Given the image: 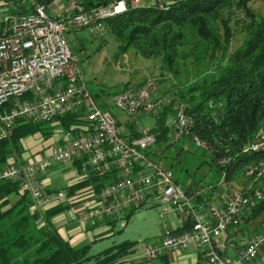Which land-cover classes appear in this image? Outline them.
<instances>
[{"label": "trees", "instance_id": "obj_1", "mask_svg": "<svg viewBox=\"0 0 264 264\" xmlns=\"http://www.w3.org/2000/svg\"><path fill=\"white\" fill-rule=\"evenodd\" d=\"M53 1L0 0V8L7 9L9 17L30 16L36 4L48 7ZM64 1H75L91 12L116 0ZM127 1L131 6L133 0ZM257 3L262 6L255 8ZM47 13L50 15L48 8ZM3 26L0 24V36ZM105 28L107 35L116 42L119 56L134 51L139 57L158 63L163 74L178 81L175 98L160 108L155 115L156 126L148 129L157 135L155 147L147 151L149 158L159 165L164 163L171 171L167 165L174 160L169 156L172 146L183 140L196 145L197 139L202 144L196 145L197 160L200 169L207 171L205 177L209 180L203 183V180L191 179L183 185L196 209L200 211L204 207V213L215 194L221 195L239 186L251 203L238 229L244 233L254 226L260 232L264 227V167L260 171L264 164V148L246 150L264 128V0H161L130 7L128 13L106 21ZM102 41L103 45L107 43L103 38ZM240 41L241 44L231 51L233 43ZM187 70L188 76L193 74L195 80L183 83ZM147 81L144 76L135 86L131 87L130 81L116 88L118 93L140 89ZM118 93L112 94L108 89L91 95L103 111L111 112L108 97ZM181 105L185 117L190 119V126L181 135L182 141L172 143L174 131L166 125L167 118L175 116ZM82 117L83 114L77 112L48 123H19L11 135L0 140V171L11 162L23 163L24 142L29 138L40 135L48 141L57 129L67 136L80 137L87 125ZM137 119L127 122L128 132L123 134L124 139L134 141L142 136L143 130L135 127ZM117 124L120 129L119 120ZM63 143L65 140L59 144ZM184 145L179 147V153L184 151ZM85 160L72 164L78 171L74 184L45 190L48 194L66 193L64 202L49 211H35L32 197L20 191L18 182L0 184V264H121L135 251L137 243L125 241L91 254L93 243L73 246L56 226L54 218L84 201H97L102 190L121 177L116 168L104 175L83 173ZM251 171L253 175L248 176ZM258 173H262L260 178ZM257 190L261 198L255 196ZM12 197L17 201L13 202ZM142 208L145 206L133 208L122 218L126 225ZM111 219V224L120 220ZM192 226V221L187 220L175 233L189 231ZM262 255L264 249L253 262Z\"/></svg>", "mask_w": 264, "mask_h": 264}, {"label": "built area", "instance_id": "obj_2", "mask_svg": "<svg viewBox=\"0 0 264 264\" xmlns=\"http://www.w3.org/2000/svg\"><path fill=\"white\" fill-rule=\"evenodd\" d=\"M156 1L161 2L133 0L130 6L127 0H116L91 12L70 1L57 16L59 20L47 13L45 5L36 4L30 16L4 19L0 36V140L11 135L19 123H48L77 112L83 114L87 125L84 135L50 146L46 158L25 165H7L0 171V184L18 182L20 191L29 194L35 208L44 212L49 205L66 199L64 191L48 194L40 181L54 167L86 159L83 173L104 175L116 168L120 179L104 188L98 200L90 202L82 212L83 227L107 218L122 219L133 208L169 205L179 216L192 221V229L181 234L164 231L160 239L145 246L147 260L195 248L204 250L205 264H250L264 249V227L235 256L224 253L229 232L243 224L242 216L251 199L240 203V189L225 190L220 205L212 204L208 214L198 211L185 189L176 183L173 172L147 155L155 147L157 135L143 130L140 138L128 141L123 138L115 116L98 106L66 39L67 34L80 30L103 38L107 33L102 32V26L94 27L98 14ZM112 101L132 118L158 114L162 102L154 79H148L140 89L115 94ZM180 110H184L183 105L171 122L177 140L190 126L188 117L180 118ZM195 143L202 146L197 139ZM255 148H264V128L246 151ZM263 167L264 164L259 170ZM255 196L261 198L262 194L257 190Z\"/></svg>", "mask_w": 264, "mask_h": 264}, {"label": "rangeland", "instance_id": "obj_3", "mask_svg": "<svg viewBox=\"0 0 264 264\" xmlns=\"http://www.w3.org/2000/svg\"><path fill=\"white\" fill-rule=\"evenodd\" d=\"M147 3H144L143 6ZM261 6V3L254 5L255 8ZM6 12L7 9L0 8V24H4V19L8 16L6 15ZM235 19L236 18H234L233 23L235 22ZM66 39L71 51L78 58L79 69L82 73L87 89L94 96L108 89L111 90L112 94L118 93L119 89L116 88L118 85L131 81L132 87L140 82L145 76L147 79H154L158 84L159 99L162 101L161 107H164L175 98V85L178 83L175 78L169 74H163L158 63L145 60L136 55L134 51L119 56L116 42L107 34L103 37V39L107 41L105 45H103L102 38L94 37L88 30L69 33L66 35ZM240 39L242 38L240 37ZM239 44H241V41L233 43L231 51H234ZM194 80V75L191 74L188 76L187 70L185 71L181 82L186 83L187 81ZM108 102L111 106V113L117 117L121 123L120 131L122 135L126 134L128 132L126 124L133 118L126 113L121 112L114 106L112 96L108 97ZM172 119L173 116L167 118L166 125L174 131L172 135V143H176L180 139H176V131L171 126ZM156 124L157 118L155 115H146L141 116L136 120L135 127L137 129L147 130L154 128ZM41 143H44L43 138H41L40 135H37L33 138L27 139L24 142V148L26 151H33ZM187 143L188 144L183 140V142L176 144L175 147L172 146V149L169 151V156L174 160L168 162L169 166L167 165V168L171 169L175 180L181 187L191 179L197 182L203 180V183H206L209 180V178L205 177L207 171L200 169V162L197 160L196 154L199 153L197 146L191 142ZM55 144L57 143L52 142L49 144L48 148ZM182 144H185L183 146L184 151L179 153V147H181ZM48 148L42 150L41 153ZM10 164L13 163L11 162ZM161 166L166 168L164 163H162ZM237 188L242 190L239 186ZM166 209L172 210V207L169 205H160L155 208H142L136 211L131 220L127 222V225L125 220L120 218L113 228L115 236L98 243L96 246L94 245L91 254H98L125 241H131L137 243V246L135 251L130 255V258L128 259L129 261L136 262L137 264H157L156 260L150 261L144 257V248L147 244L152 243L154 239L161 234L164 226L169 223L167 218L170 215L164 216L163 214V211ZM75 227L83 228L81 219H76ZM251 264H264V255H262L256 263L253 262Z\"/></svg>", "mask_w": 264, "mask_h": 264}, {"label": "crops", "instance_id": "obj_4", "mask_svg": "<svg viewBox=\"0 0 264 264\" xmlns=\"http://www.w3.org/2000/svg\"><path fill=\"white\" fill-rule=\"evenodd\" d=\"M66 6H67L66 1L54 0L53 3H51L47 8L49 10L50 15L55 18L62 13L63 9ZM80 134H81L80 136H82L85 133L83 134L80 132ZM73 136L74 135L72 134L67 136L61 129H57L56 134L53 136V138H51L48 141L43 140L44 143H41L33 151H26V153H24L23 158H22L23 163H19L16 161V165L36 163L46 158L49 155V150H48L49 144H51L52 142H56L57 144H59L61 140H63V142L65 140V142H67L68 140L74 139ZM45 148H48V149L41 153V151L44 150ZM72 164L73 163H70L67 165H59L51 169L45 175L41 176L40 181L43 187L45 188V190L49 188H55V187H58L61 189L62 187H66V186L69 187L72 184H74V182L78 179V171L76 168L72 167ZM11 200L13 202H16L17 198L12 197ZM212 201H213L212 204L220 205L223 202L222 194L221 195L215 194L212 197ZM63 202L64 201L55 202L49 205L48 207L45 208L44 212L54 209L55 207L61 205ZM89 203H90L89 201H84L80 205H76L73 208H71L69 211L63 214H60L59 216L54 218L56 226L60 229L61 235L65 238V240L70 241V243L73 246L77 247V246H81V245L88 244V243L89 244L93 243V245L96 246L98 243L103 242L106 239H111L115 236L113 228L115 227L116 224L110 223V221L112 220L111 218H107L102 222L94 223V226H95L94 229L92 228L94 226H91V225L87 229L85 228V230H84V227L83 228L75 227L76 219L77 218L81 219L82 212L85 211ZM211 205L207 207L204 214H208L209 207ZM34 209L35 211L40 212L36 208ZM172 210L166 209L165 211H163L164 216L170 215L167 218L169 223L166 224V226H164V229L162 230L161 234L158 237H156L154 240L160 239L162 234L166 230H172L176 232L184 227L185 222L187 220L179 216L174 210L173 211ZM203 210H204V207H201L200 211L202 212ZM239 229L232 228L230 230L227 240L225 241V245H226V250L224 253L225 255H228L231 257L235 256L237 252L246 244L247 240L250 237H252L255 233L259 232L257 227L254 228V226L249 231L246 230L244 233L240 232ZM129 258L130 256L124 259L121 264H137L136 262L129 261L128 260ZM206 260L207 258L204 254L203 249L189 248L188 250L182 251L178 254H165L159 259H157L156 263L157 264H205Z\"/></svg>", "mask_w": 264, "mask_h": 264}, {"label": "bare ground", "instance_id": "obj_5", "mask_svg": "<svg viewBox=\"0 0 264 264\" xmlns=\"http://www.w3.org/2000/svg\"><path fill=\"white\" fill-rule=\"evenodd\" d=\"M133 7H139V6H133ZM129 10H130V7H128L127 9H119L118 11H111L109 14H98L94 18V27H101L102 26V32L106 33L105 22L108 21L109 19L116 17V16L126 14L129 12ZM180 118H186L183 110H180ZM259 149L260 148H255V150H253V151H257ZM247 175L252 176L253 172L251 171ZM261 176H262V173H260V174L258 173L257 177L260 178ZM249 200H250V198L245 196L244 193H242L240 195V203H248Z\"/></svg>", "mask_w": 264, "mask_h": 264}]
</instances>
